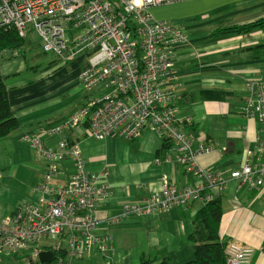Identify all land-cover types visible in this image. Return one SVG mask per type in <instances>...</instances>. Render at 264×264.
<instances>
[{"label": "crops", "instance_id": "1", "mask_svg": "<svg viewBox=\"0 0 264 264\" xmlns=\"http://www.w3.org/2000/svg\"><path fill=\"white\" fill-rule=\"evenodd\" d=\"M148 11L155 20L174 22L187 35L175 62L177 106L181 115L192 117L193 129L212 147L200 158L199 165L225 178L218 193L222 208L219 239L253 249L249 264H264V192L228 178L256 138L264 137V126L242 112L247 99L245 81L257 75L264 62V58L251 53L264 44V31L242 35L229 28L263 18L264 0H172L151 6ZM26 38L23 56L29 52L31 64L0 74L10 110L18 121V127L0 139L1 216L10 214L18 203H33L43 196L38 185L46 161L40 149L57 150L62 138L57 129L86 96L78 75L88 65L87 53L63 62L40 53V43L34 41L31 46ZM11 57L1 55L0 60L9 61ZM50 59L57 63L46 69ZM64 137L80 148L92 172L108 171V192L95 212L100 221L94 232L97 239L82 264H137L141 258L160 264L171 254L178 264L193 259V247L184 238L193 230L199 206L131 213L116 224L105 223L120 216L124 205L138 204L159 191L162 175L179 188L199 184L191 170L175 163L169 145L164 148L152 130L135 139L117 134L96 140L82 125ZM73 172V161L64 159L53 183L66 182ZM104 237L108 240L103 241Z\"/></svg>", "mask_w": 264, "mask_h": 264}, {"label": "built area", "instance_id": "2", "mask_svg": "<svg viewBox=\"0 0 264 264\" xmlns=\"http://www.w3.org/2000/svg\"><path fill=\"white\" fill-rule=\"evenodd\" d=\"M168 1L172 0H0V28L14 29L22 38L35 33L42 52L60 61L84 52L88 61L78 75L86 92L81 106L57 129L62 134L57 150L40 149L46 161L38 185L43 196L0 215V256L35 260L49 251L51 264H73L89 257L100 224L96 208L108 192V171L92 172L80 148L64 137L78 126L85 125L87 135L96 140L117 134L135 139L152 130L169 144L175 163L199 179L195 187L179 188L162 175L159 191L138 204L124 205L120 216L105 222L108 225L131 213L202 207L224 187L220 173L199 165L212 147L195 132L192 117L181 115L177 106L175 62L187 35L174 22L155 20L148 11ZM245 88L243 115L264 126V76L249 77ZM32 143L40 146L37 140ZM66 158L73 161L74 172L66 182L53 183ZM228 178L264 192V137L256 138ZM52 249L57 250L55 256ZM252 254L253 249L229 241L225 263L249 264Z\"/></svg>", "mask_w": 264, "mask_h": 264}, {"label": "trees", "instance_id": "3", "mask_svg": "<svg viewBox=\"0 0 264 264\" xmlns=\"http://www.w3.org/2000/svg\"><path fill=\"white\" fill-rule=\"evenodd\" d=\"M113 1V0H110ZM229 30H235L238 34L247 35L254 30L264 31V17L243 25L230 27ZM215 33L219 32L214 31ZM25 38H22L14 29L0 28V56H14L16 52L25 47ZM255 57L264 58V44L256 46L251 50ZM57 62L53 59L48 60L47 68L54 66ZM18 127V121L10 110L7 98V89L3 78L0 76V139L7 137ZM169 144L164 143V148ZM222 208L220 197L207 202L199 207L193 217V230L184 238L191 244L194 250L193 259L185 264H226L225 247L219 239V223L221 220ZM55 256L56 249H52ZM64 256L65 253L61 252ZM13 256V255H12ZM25 264H51L50 261L41 263L39 260L28 259L19 256ZM154 259L141 258L137 264H152ZM160 264H178L174 255H168Z\"/></svg>", "mask_w": 264, "mask_h": 264}, {"label": "rangeland", "instance_id": "4", "mask_svg": "<svg viewBox=\"0 0 264 264\" xmlns=\"http://www.w3.org/2000/svg\"><path fill=\"white\" fill-rule=\"evenodd\" d=\"M67 37H68V34H67ZM27 41L28 43L33 46L34 45V41H38V37L36 36L35 33H30L28 36H27ZM39 46V44H38ZM27 48V44L26 46L19 50L17 55L14 56V57H11L9 61H5L3 62L2 60H0V74H5V73H8V72H15L17 70H20V69H23L26 65L28 66L30 63V54L29 52L26 53L25 57L23 56V53L24 51L26 50ZM39 51L40 53H42L41 51V48H39ZM15 53V54H16ZM86 53V52H84ZM44 54V53H43ZM47 58H49L48 55L44 54ZM42 57V55L40 56ZM83 59V58H82ZM78 60H81V58H78ZM86 61V60H85ZM3 62V63H1ZM68 64V63H67ZM260 70L261 71H258L257 75H261V76H264V62H262L260 64ZM244 93L246 94V92L244 91ZM84 100V99H83ZM81 261H86V260H83V259H80V260H74L73 261V264H76V263H83ZM0 264H25V262L20 259L19 256L15 257V256H6V255H1L0 256Z\"/></svg>", "mask_w": 264, "mask_h": 264}, {"label": "water", "instance_id": "5", "mask_svg": "<svg viewBox=\"0 0 264 264\" xmlns=\"http://www.w3.org/2000/svg\"><path fill=\"white\" fill-rule=\"evenodd\" d=\"M51 259V252L49 251H44L39 253L38 255V260L43 263V262H48Z\"/></svg>", "mask_w": 264, "mask_h": 264}, {"label": "clouds", "instance_id": "6", "mask_svg": "<svg viewBox=\"0 0 264 264\" xmlns=\"http://www.w3.org/2000/svg\"><path fill=\"white\" fill-rule=\"evenodd\" d=\"M136 3H142V0H135Z\"/></svg>", "mask_w": 264, "mask_h": 264}]
</instances>
